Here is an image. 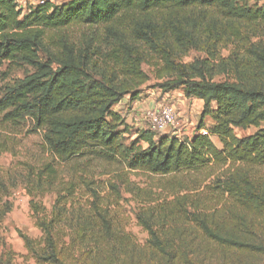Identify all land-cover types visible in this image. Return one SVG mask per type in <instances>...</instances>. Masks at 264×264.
<instances>
[{
    "label": "trees",
    "instance_id": "1",
    "mask_svg": "<svg viewBox=\"0 0 264 264\" xmlns=\"http://www.w3.org/2000/svg\"><path fill=\"white\" fill-rule=\"evenodd\" d=\"M58 2L24 10L17 0H0V75L34 70L0 96V116L11 124L29 116L44 131L52 161L31 167L26 183L30 194L55 196L51 209L30 202L41 235L19 231L27 251L20 258L27 264H264V8L254 11L241 0ZM192 53L198 56L186 62ZM145 66L163 93L182 90L203 102L192 138L141 129L127 143L131 131L114 106L141 97L151 81ZM252 128L255 133L237 137V130ZM79 159L154 176L222 174L206 184L203 200L185 196L173 209L138 215L148 235L142 244L84 172L61 177L56 166ZM12 208L0 204V264H16L2 234Z\"/></svg>",
    "mask_w": 264,
    "mask_h": 264
},
{
    "label": "rangeland",
    "instance_id": "2",
    "mask_svg": "<svg viewBox=\"0 0 264 264\" xmlns=\"http://www.w3.org/2000/svg\"><path fill=\"white\" fill-rule=\"evenodd\" d=\"M29 2V0H19L18 3L21 4L22 9L26 10L31 7ZM241 2L254 11L264 8V0H241ZM27 3L29 5H26ZM224 55L227 56L228 52H224ZM197 56L198 54L192 53L186 62H191ZM6 70L7 65L1 69V72ZM145 70L150 75L151 81L143 87V99H150L158 104L157 108L153 110L163 105H172L176 108V127L158 133L156 136L168 135L176 136L182 140L186 139L197 128L201 115L199 105L193 101L194 99L185 98L182 90L163 93L160 89L155 88L159 82L152 70L147 66H145ZM33 72L32 68L26 66L15 70L5 80L0 75V96L5 93L7 88L16 85ZM206 122L211 124L212 120L206 118ZM150 127L151 124L144 116L143 120L139 122V126L134 125L132 129L135 131L150 129ZM185 129H189L188 134L190 135L184 133ZM255 132L256 129L254 128L247 131L237 130L236 135L243 138ZM132 134L129 132L125 135L127 143L135 137ZM43 138L44 131L36 128L31 117H25L19 124H11L5 122L3 116H0V183L4 186H0V204L10 203L13 206L2 223V234L8 246L17 254L16 264H27L20 258L22 255L26 256L27 251L19 231L28 233L34 238L41 235L34 225L30 202L36 198L37 201H43L51 209L55 200L53 194H47L45 197L38 195L36 191L30 194V186L26 183V177L30 174L31 167L39 170L46 163L52 161L45 148ZM213 141L218 148L222 149V144L218 138H214ZM56 167H59V174L65 179H69L76 172H84L90 177L88 182L90 184L94 182L91 186L95 185L94 188H99L101 196L105 198V203L111 206V210L118 216L119 220L142 244L146 243L148 235L139 225L138 215L150 210L157 212L162 207L173 209L178 201L185 196L193 200H203L206 198V184L213 183L215 177L222 174L219 170L209 169L198 173L154 176L142 171H130L119 163H110L98 159H79L77 162L57 165ZM112 186H115L116 191ZM85 195L84 199H81L82 202L88 199L87 194ZM29 264H33V262L30 261Z\"/></svg>",
    "mask_w": 264,
    "mask_h": 264
},
{
    "label": "crops",
    "instance_id": "3",
    "mask_svg": "<svg viewBox=\"0 0 264 264\" xmlns=\"http://www.w3.org/2000/svg\"><path fill=\"white\" fill-rule=\"evenodd\" d=\"M29 1H30L29 2L30 6H33V5L41 2L42 0H38V1L29 0ZM64 1H69V0H63V1H60L58 3H61ZM17 2H19V0H17ZM29 3H27L26 5H29ZM20 6H21V4H20ZM182 93H183V91H182ZM183 95H184V93H183ZM143 98H144V93L136 101H130L128 98H126L123 101H121L119 104L114 106V111L119 113L121 116H123L125 118L126 125L129 127V130L133 133L132 136L135 135V137L137 136V132H139L140 130L133 131L132 126L135 125L136 127H138L139 122H141L143 120V117L145 116L146 112L148 110H153V109L157 108V106H158V104H155L154 101H151L150 99L144 100ZM193 101L199 105V110L202 112L203 102L198 100V99H194ZM127 114H128V117L126 118ZM208 118H210V117H208ZM133 121H134V123H133ZM205 123L208 127H211L214 124V121L212 120L211 124H207V122L205 120ZM194 131L195 132H193V134L190 135V134H188V132H190L189 129H185L184 133L190 135L187 138H192L194 135L197 134V128H196V130L194 129ZM203 131L204 130L200 131V133L202 134ZM211 138L213 140L214 138H217V137H211Z\"/></svg>",
    "mask_w": 264,
    "mask_h": 264
},
{
    "label": "built area",
    "instance_id": "4",
    "mask_svg": "<svg viewBox=\"0 0 264 264\" xmlns=\"http://www.w3.org/2000/svg\"><path fill=\"white\" fill-rule=\"evenodd\" d=\"M145 117L151 124L150 129L156 133L166 132L177 125L176 108L172 105H163L156 110H149ZM202 134L208 135V132L204 130Z\"/></svg>",
    "mask_w": 264,
    "mask_h": 264
}]
</instances>
